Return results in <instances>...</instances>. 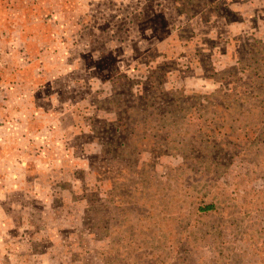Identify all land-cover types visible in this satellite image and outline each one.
<instances>
[{"label": "rangeland", "instance_id": "obj_1", "mask_svg": "<svg viewBox=\"0 0 264 264\" xmlns=\"http://www.w3.org/2000/svg\"><path fill=\"white\" fill-rule=\"evenodd\" d=\"M0 264H264V0H0Z\"/></svg>", "mask_w": 264, "mask_h": 264}, {"label": "trees", "instance_id": "obj_2", "mask_svg": "<svg viewBox=\"0 0 264 264\" xmlns=\"http://www.w3.org/2000/svg\"><path fill=\"white\" fill-rule=\"evenodd\" d=\"M213 208V206H208L206 209H212Z\"/></svg>", "mask_w": 264, "mask_h": 264}]
</instances>
